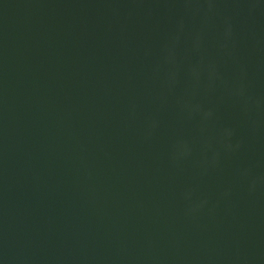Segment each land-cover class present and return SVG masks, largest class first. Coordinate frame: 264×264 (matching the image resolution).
I'll return each instance as SVG.
<instances>
[{
    "label": "water",
    "instance_id": "95a60500",
    "mask_svg": "<svg viewBox=\"0 0 264 264\" xmlns=\"http://www.w3.org/2000/svg\"><path fill=\"white\" fill-rule=\"evenodd\" d=\"M0 264H264V0H0Z\"/></svg>",
    "mask_w": 264,
    "mask_h": 264
}]
</instances>
